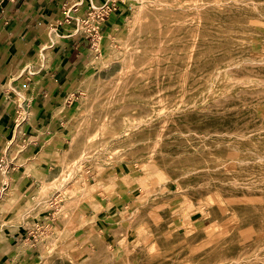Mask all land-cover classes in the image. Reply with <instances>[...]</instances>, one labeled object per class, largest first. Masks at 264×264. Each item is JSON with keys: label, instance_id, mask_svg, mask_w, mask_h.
I'll return each mask as SVG.
<instances>
[{"label": "rangeland", "instance_id": "obj_1", "mask_svg": "<svg viewBox=\"0 0 264 264\" xmlns=\"http://www.w3.org/2000/svg\"><path fill=\"white\" fill-rule=\"evenodd\" d=\"M117 1L121 14L94 48L71 27L89 49L86 65L46 158L52 167L19 201L7 188L0 196V253L9 264H73L92 247L80 264H264V0ZM107 107L105 140L58 162ZM113 182L131 195L110 232L98 224V201L117 196ZM82 184L92 189L77 193ZM45 217L31 247L28 227ZM66 221L72 231L53 240Z\"/></svg>", "mask_w": 264, "mask_h": 264}, {"label": "crops", "instance_id": "obj_2", "mask_svg": "<svg viewBox=\"0 0 264 264\" xmlns=\"http://www.w3.org/2000/svg\"><path fill=\"white\" fill-rule=\"evenodd\" d=\"M101 2L0 0V185L15 191L17 201L40 182L37 174L46 175L47 168L52 167L46 158L50 159L52 151L60 146L56 135L63 124V113L76 92L80 66L86 65L83 61L89 49L74 43V22L64 21L66 12L74 17ZM118 4L121 6V2ZM120 14L119 8L112 18ZM108 21L104 26L110 30L112 20L110 25ZM19 106L25 117L18 120ZM32 158L41 161L35 160L31 166L35 174L29 168ZM113 184L117 196L98 201L102 207L98 224L101 230L110 232L115 227L109 225L118 218L116 208L130 203L131 195L129 185ZM10 258L1 252L0 264H9Z\"/></svg>", "mask_w": 264, "mask_h": 264}, {"label": "bare ground", "instance_id": "obj_3", "mask_svg": "<svg viewBox=\"0 0 264 264\" xmlns=\"http://www.w3.org/2000/svg\"><path fill=\"white\" fill-rule=\"evenodd\" d=\"M144 6H140L139 8H135L133 9V13H134V19L137 20V18L139 17V15H141V13L143 12ZM138 22V21H137ZM136 23V21H135ZM133 25V24H132ZM135 25V24H134ZM133 33H134V29L133 28H129L128 31H126L125 33H123L121 36L117 37V43H119L120 46H126L132 39L133 37ZM117 46V45H116ZM114 47H113V51H114ZM112 54V53H111ZM131 61V60H130ZM128 69V68H127ZM125 70V69H124ZM100 79V78H99ZM123 79V78H122ZM86 83V85H89L92 82V78H88L84 81ZM119 82V81H118ZM111 86V85H110ZM113 91V90H112ZM111 92V91H110ZM109 92V93H110ZM100 94V93H99ZM109 95V94H108ZM107 106V105H106ZM111 112L110 107L105 108L101 113V119L94 125L93 128L85 130L83 132L78 131L75 135L72 136L71 141H69V145L67 146L66 149H64L61 154L58 157V162H65V161H69L70 164L74 163L75 161H78L79 159H81L83 157V150H85L88 147H93L96 144L100 143L101 141L105 140L106 136H102L101 133H104V129H101L105 123L106 120L108 118L109 113ZM83 123V121L78 122L77 127H80V125ZM109 134V133H108ZM88 151V150H87ZM89 152V151H88ZM64 171V170H63ZM80 179H82L83 181V177H81ZM82 183V182H81ZM92 189L91 187L87 186V185H83L79 188V190L77 189V193L79 194H87L89 192V190ZM81 195V196H82ZM90 195V194H89ZM39 196V194L37 195ZM34 198V197H32ZM36 198V197H35ZM39 203V201H38ZM3 206V205H2ZM74 211V210H73ZM72 211V212H73ZM80 212V211H79ZM70 214V213H69ZM84 215V213L80 212L78 217H82ZM72 216V215H70ZM70 218V217H69ZM74 218V217H73ZM72 218V219H73ZM80 218L76 219V222H78L77 220ZM74 220V219H73ZM80 221V220H79ZM69 222L66 221L65 225L63 228H60L57 232H54L53 234L55 235V237L53 238V240H57V239H61L65 236H67L73 229L74 224L73 222L71 223V227L69 226L70 224H68ZM94 234V233H93ZM100 236L99 233H96V236ZM105 246L108 248L109 244L106 243L108 242L107 240L103 239ZM93 247L91 248V250H85V251H78L77 253H75L73 256H71V258H73V264H80V258L85 254V253H89V255L94 253V250H92ZM108 250V249H107ZM96 252V251H95ZM68 253V252H67ZM71 254V253H70ZM100 256V255H99ZM69 257V256H68ZM94 257V256H93ZM103 257V256H102ZM91 260V259H89ZM46 262V260H45ZM72 262V260H71ZM44 264V263H43ZM46 264V263H45Z\"/></svg>", "mask_w": 264, "mask_h": 264}, {"label": "built area", "instance_id": "obj_4", "mask_svg": "<svg viewBox=\"0 0 264 264\" xmlns=\"http://www.w3.org/2000/svg\"><path fill=\"white\" fill-rule=\"evenodd\" d=\"M118 9L119 4L117 0H102L98 5L90 6L88 9L74 17H72L67 11L64 21L70 22L73 20L76 25L75 33H86L85 36L90 38V46L94 48L97 34H99L100 30L103 28L105 22L117 13ZM4 190L5 186L0 185V196L3 194ZM56 197H58V194L50 200V204H57L58 201H56ZM47 219L48 217H45V219H36V223H31V225H29L28 228H31L29 232L32 237L31 247H37V245L41 243L42 240H40V235L45 230V222ZM50 220L52 221V219ZM51 221L48 223L51 224ZM100 233H102V231H100ZM27 240H29V238H27Z\"/></svg>", "mask_w": 264, "mask_h": 264}]
</instances>
